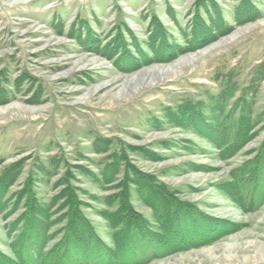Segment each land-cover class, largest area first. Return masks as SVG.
<instances>
[{"label": "rangeland", "instance_id": "374dc122", "mask_svg": "<svg viewBox=\"0 0 264 264\" xmlns=\"http://www.w3.org/2000/svg\"><path fill=\"white\" fill-rule=\"evenodd\" d=\"M263 141L264 0H0V264H30L26 193L48 206L67 184L111 248L123 189L154 231L155 201L184 207L165 210L184 241L136 264H264V194L242 180Z\"/></svg>", "mask_w": 264, "mask_h": 264}, {"label": "trees", "instance_id": "16d2710c", "mask_svg": "<svg viewBox=\"0 0 264 264\" xmlns=\"http://www.w3.org/2000/svg\"><path fill=\"white\" fill-rule=\"evenodd\" d=\"M182 109H185L182 106ZM180 108V114H173L176 120L186 121L189 125H201L203 124L202 117L195 118V115L192 111L188 114H183ZM246 112L244 109H241V118L242 120H247L248 115H245ZM189 120V122H188ZM194 120V124H193ZM241 120V121H242ZM218 120H216L217 122ZM206 122V121H205ZM207 124V123H206ZM243 124V123H242ZM246 124V123H244ZM196 125V126H197ZM204 125V124H203ZM240 123V128H241ZM200 128V127H197ZM246 132L249 128H245ZM204 132H206L205 128H203ZM217 130L213 131V133H205L207 136L219 137L223 136V133L217 134ZM240 133V131H239ZM247 135V133H244ZM249 136V134L247 135ZM260 156L258 155L254 157V159L247 161L246 165H251L246 168V176L242 179L244 184H249V187L252 185L254 190H259L261 194H264V141L261 144L260 148ZM16 166V165H14ZM109 166H112L110 163ZM254 166V167H252ZM11 168V167H10ZM111 168V167H109ZM12 169V168H11ZM7 170L4 175L0 178V182H2L7 176H11L14 173V169ZM115 170V169H114ZM257 171V172H256ZM114 172V171H111ZM107 182H112V179H107ZM148 184V182H145ZM2 184V183H1ZM145 184V185H146ZM143 183L140 181V187L142 196L145 199H148L147 189ZM1 186V185H0ZM65 189H63L58 195L53 197L50 205H42L40 204L35 196L31 194V192H27V208L28 211L24 215L19 217V220H24V226L26 229V238L25 245L27 251L25 255L22 257L26 259L27 263L30 264H122L121 255L125 254L124 261H131L136 263H142L144 258L149 255V252L154 256H163L168 253V248H174L177 245H180L183 241H181L176 233V231H171L169 229V224L167 220L171 219L179 220V216L170 217L165 220V216H167L170 211H165L171 207L172 210H176L175 214H180L179 212L182 210V214L184 207H179L176 203L169 201L171 204H159L158 201L154 202V214L158 216L161 221V225L158 231H154L148 227V222L145 218L141 217L139 213L135 212L130 204L122 198V193L125 192L123 189L121 193L118 195V204L119 206L115 211L105 212L106 217L113 227L114 230V247H107L101 241H99L94 235L93 230L89 228L85 230V226H87V221L85 217L78 210V201L75 193L73 192V187L70 185H65ZM148 186L152 187L154 190L160 189L163 190L164 194L170 195L174 192L168 190L164 185L154 183H149ZM230 186H234L231 184ZM3 186H1L2 188ZM248 187V188H249ZM0 188V190H1ZM145 188V189H144ZM263 188V189H262ZM27 188H25L26 190ZM30 189V188H28ZM5 188L2 189V193ZM67 192V193H66ZM66 193V194H65ZM233 193V190H232ZM249 194V193H248ZM254 194V193H253ZM259 194V196L261 195ZM65 200H64V199ZM63 200V201H62ZM176 201V200H175ZM166 202V201H165ZM177 202V201H176ZM58 204V206H56ZM152 205V203H151ZM54 210L52 207H54ZM186 206V205H185ZM181 208V210H180ZM63 209L67 210L66 215L63 213L60 216L53 217L55 212H60ZM60 210V211H59ZM159 212V214H158ZM174 212V211H173ZM177 217V218H176ZM183 222L185 221V217L182 216ZM61 220H65L66 225L63 229V234L61 237L57 239V242L50 245L46 248V243L48 240L52 239L55 231L49 233L50 227ZM186 221H189L188 219ZM192 221V220H191ZM84 227V229H83ZM48 232V233H47ZM47 233V234H46ZM58 233V232H57ZM25 236V235H24ZM20 239V237H19ZM19 239L17 241H19ZM33 240L35 242V247L33 249L28 246L27 242L29 240ZM122 240L124 243H122ZM124 244V245H123ZM124 246L123 248L121 246ZM186 246V245H183ZM46 248V250L44 249ZM31 249L35 251L33 255H30ZM168 249V250H167ZM27 253L29 255H27ZM150 254V255H151ZM31 256V258H30ZM56 260V261H55Z\"/></svg>", "mask_w": 264, "mask_h": 264}, {"label": "bare ground", "instance_id": "6f19581e", "mask_svg": "<svg viewBox=\"0 0 264 264\" xmlns=\"http://www.w3.org/2000/svg\"><path fill=\"white\" fill-rule=\"evenodd\" d=\"M110 84H113V82H110ZM110 84H107V85H110ZM107 85H104V86H101L99 87L98 89L95 90V93L100 91L101 89H103L104 87H106ZM10 110H14V109H17V107L15 106H12V108H9ZM261 264V263H260Z\"/></svg>", "mask_w": 264, "mask_h": 264}]
</instances>
